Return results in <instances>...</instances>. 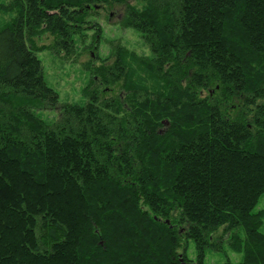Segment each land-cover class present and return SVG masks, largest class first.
I'll return each instance as SVG.
<instances>
[{"label":"trees","instance_id":"trees-1","mask_svg":"<svg viewBox=\"0 0 264 264\" xmlns=\"http://www.w3.org/2000/svg\"><path fill=\"white\" fill-rule=\"evenodd\" d=\"M123 1L5 12L0 264H264V0H136L121 24L150 54L117 47L59 106L36 39L70 56L90 6Z\"/></svg>","mask_w":264,"mask_h":264},{"label":"rangeland","instance_id":"rangeland-1","mask_svg":"<svg viewBox=\"0 0 264 264\" xmlns=\"http://www.w3.org/2000/svg\"><path fill=\"white\" fill-rule=\"evenodd\" d=\"M14 2L15 0H0V27L8 23L14 14L10 11L5 13ZM136 3V0H125L123 3L112 2L101 4L102 6L98 7L90 6L91 9H89L87 17L90 29L86 32L87 38L77 42L74 52L70 56L64 52L58 54L45 49L54 43L49 34H44L36 39L37 47L43 50L37 54L42 63L45 78L50 87L59 94V106L85 102L83 90L90 86L92 76L89 70L92 68V64L97 62L99 64L100 60L108 59L117 47H125L140 56L150 54L140 33L134 29L123 28L121 24L127 6ZM96 31L100 32L98 42L95 38ZM58 116V110L46 113V117L50 120H56ZM262 208H264V196L261 198L257 210ZM262 232L264 233V226ZM188 256L190 259L195 257V248L192 242ZM227 260L237 264L241 260V255L227 248L226 254L209 253L206 261L207 264H226Z\"/></svg>","mask_w":264,"mask_h":264}]
</instances>
